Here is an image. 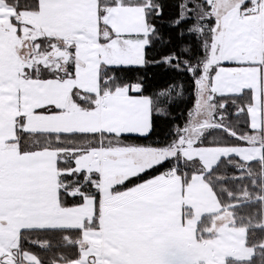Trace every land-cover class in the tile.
Segmentation results:
<instances>
[{"label": "snow or ice", "instance_id": "obj_1", "mask_svg": "<svg viewBox=\"0 0 264 264\" xmlns=\"http://www.w3.org/2000/svg\"><path fill=\"white\" fill-rule=\"evenodd\" d=\"M0 264H264V0H0Z\"/></svg>", "mask_w": 264, "mask_h": 264}]
</instances>
